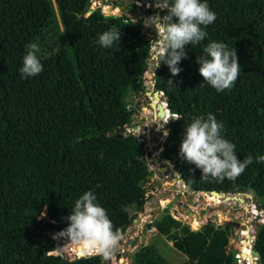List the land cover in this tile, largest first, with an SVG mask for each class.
<instances>
[{
  "label": "trees",
  "instance_id": "obj_1",
  "mask_svg": "<svg viewBox=\"0 0 264 264\" xmlns=\"http://www.w3.org/2000/svg\"><path fill=\"white\" fill-rule=\"evenodd\" d=\"M53 2L62 27L56 46L43 43L55 29L49 0H0V264H103L93 254L71 261L51 254L57 242L50 231L68 226L66 217L86 191L122 233L144 204L142 183L149 171L142 150L135 137L116 135L130 122L125 105L129 91L141 85L151 40L139 21L106 18L99 10L87 14L89 0ZM206 2L217 17L204 29L207 37L186 46L177 76L162 61L156 69L155 89L165 95L171 118L180 116L166 123L159 157L187 191L237 189L255 197L263 222L252 249L257 264H264V162L255 160L264 155V0ZM112 28L120 30L119 44L100 47L99 35ZM210 42L233 47L241 68L234 86L219 93L203 84L196 63ZM30 43L39 46L43 71L22 79L19 69ZM209 113L223 124L221 134L236 145L237 156L254 158L234 181H201L200 170L178 155L184 128ZM148 227L184 256L179 264H232L227 226L205 224L194 231L164 214ZM62 245L58 251L66 255L67 243ZM129 264L170 263L143 246Z\"/></svg>",
  "mask_w": 264,
  "mask_h": 264
},
{
  "label": "clouds",
  "instance_id": "obj_2",
  "mask_svg": "<svg viewBox=\"0 0 264 264\" xmlns=\"http://www.w3.org/2000/svg\"><path fill=\"white\" fill-rule=\"evenodd\" d=\"M151 6L159 11L145 18L147 23L144 27L153 28L156 33L150 44L157 53L153 57L155 68L162 61L171 76L175 77L181 71L179 63L187 59L186 46L198 45L207 37L208 33L204 29L217 19L216 14L210 10L206 0H153ZM120 38V30L112 28L100 34L97 43L107 49L113 47L114 43L119 44ZM27 49L19 69L22 79L37 76L43 71L37 57L39 46L30 43ZM196 63L203 84L218 93L231 89L241 73L234 48L229 49L223 42L208 43ZM169 83H172L171 80ZM173 119L179 120L180 116L177 114ZM222 129L223 124L210 113L206 118H193L184 128L178 155L200 170L201 181H234L253 163L252 155L243 160L237 156L236 145L224 138ZM167 135L165 131L164 136ZM255 160L264 162V155L255 157ZM66 220L68 226L57 236L82 251L100 256L104 261L112 258L123 239L122 231L113 229L106 210L99 205L92 191L84 192L75 201Z\"/></svg>",
  "mask_w": 264,
  "mask_h": 264
},
{
  "label": "rangeland",
  "instance_id": "obj_3",
  "mask_svg": "<svg viewBox=\"0 0 264 264\" xmlns=\"http://www.w3.org/2000/svg\"><path fill=\"white\" fill-rule=\"evenodd\" d=\"M49 1L53 12L55 29L53 28L51 31H48L43 43L45 42L46 44L49 41L56 46L60 41L58 34L62 31V27L53 0ZM89 1L87 14L90 11L99 10L104 16L112 14L109 12L113 10L115 11V16L120 17L121 20L139 21L144 36L151 40L150 44L155 38V30L144 27L147 23L145 18L159 11L151 6L153 0ZM156 54V50L150 45L149 59L143 72L141 85L129 91L128 100L125 105V108L130 111V122L124 127L126 131H129L128 135L135 138L140 134L141 129L137 126V121L142 111L146 110V115L150 116L146 96L150 91L151 93L153 91L151 90L152 83L146 79V74L154 73L156 61L153 57ZM155 98L158 100L157 94H155ZM157 104H161L165 112L167 111L163 97H160ZM166 113L169 112L167 111ZM172 120L173 118L171 120H162L163 126L159 125L158 135L147 134L148 142L141 149L142 159L148 171H150V174L142 183L144 204L140 211L131 214L130 221L122 233L123 239L119 242L117 249L110 259V264H129L131 256L143 246L151 247L170 264L183 262L185 260L184 256L175 251L171 243L167 242L164 237L157 235L154 228L148 227V225H151L164 214L178 220L191 230L190 225L197 226V230L205 224H211L215 228L227 226L229 228V237L226 244V253H229L231 249L235 251L234 254L238 257L235 260V264H257L255 256L251 257L249 255L247 256L249 259H247L242 255L246 253V250L242 247L243 243L246 244L248 250L253 251L252 244L255 231L263 222V212L254 209V204L257 202L255 197L250 193L241 192L208 195V193L187 191L172 168L169 166L165 169L163 168L166 164L159 157V149L164 140V132L166 131L165 125ZM154 134L156 133L154 132ZM152 157H157L159 161L153 163ZM167 204H169V207L163 210L162 207ZM42 217H44V214L43 216L40 215V219ZM63 242L64 239L61 238L51 254L65 259L66 255H61L60 251H58ZM130 242H132V245H130ZM123 252L125 256H122ZM71 253L74 254V252ZM103 264H105V261Z\"/></svg>",
  "mask_w": 264,
  "mask_h": 264
},
{
  "label": "water",
  "instance_id": "obj_4",
  "mask_svg": "<svg viewBox=\"0 0 264 264\" xmlns=\"http://www.w3.org/2000/svg\"><path fill=\"white\" fill-rule=\"evenodd\" d=\"M91 12H92V11H90L88 14H90ZM104 17H106V18H110V19H115V20H121L120 17H117V16L112 15V14H110V15H104ZM154 68H155V65H154ZM145 69H146V66L144 67L143 72L145 71ZM155 74H156V68L154 69V73H147V74H146V79H148V80L152 83V86H151L152 89H151V90L153 91V93H157V95H159L160 97H163V98H164V100H165V109L168 111L167 101H166V97H165V95H164L162 92L157 91V90L155 89V87H154V85H155L154 75H155ZM135 87H136V85L133 86V88H135ZM168 118H169V120H171V115H170V114L168 115ZM134 128H135V127H134ZM128 134H129V131H126V130H125V127L123 126V127H119V128L117 129V135H116V137L126 136V135H128ZM134 141L138 143V148H139V149H142V146H141V143H140L138 137L135 138ZM161 149H162V147H160L159 152H160ZM59 161H60V160H59ZM157 161H159V159H158L157 157H152V162H153V163H155V162H157ZM164 163L166 164V165L163 167L164 169L167 168V166H169L170 168H172V166L169 164L168 161H164ZM174 172H175L177 178L180 180V178H179V174H178L176 171H174ZM149 174H150V171L148 172V175H149ZM180 182H181V180H180ZM181 183H182V182H181ZM183 186H184V185H183ZM231 192L236 193V192H238V190H237V189H233ZM208 194L222 195L223 193H219V192L211 191V192H209ZM168 207H169V204L164 205L162 208H163V210H164V209H167ZM254 209H255L256 211H262V207H261V205H259L257 202H255V204H254ZM192 230L195 231V230H197V229H192ZM58 233H60V232H57V231H54V230H51V231H50V237H51L54 241H56V242H58V241L60 240V237L57 236ZM130 245H132V242H130ZM234 253H235V251H234L233 249H231V250L229 251V254H230V257H231V263H232V264H235ZM252 254L255 255V257L257 258V256H258L257 252L252 251ZM85 255H89V254L85 253L84 250L82 251L81 249H79V250L77 251L76 254H73V253H71V252L66 253V256H65V259H64V260L71 261V260H73L74 258L83 257V256H85ZM122 256H125V253H124V252L122 253ZM253 263H254V262H253ZM105 264H110V260L105 261ZM254 264H255V263H254Z\"/></svg>",
  "mask_w": 264,
  "mask_h": 264
},
{
  "label": "flooded vegetation",
  "instance_id": "obj_5",
  "mask_svg": "<svg viewBox=\"0 0 264 264\" xmlns=\"http://www.w3.org/2000/svg\"><path fill=\"white\" fill-rule=\"evenodd\" d=\"M155 94L157 93H151V91L147 94V104L149 109V115H146V110L142 111L141 116L139 117L137 121V126L141 129L140 134L137 136L139 141L142 140V147L147 144V134L150 133L152 135H158V127L163 126L162 120H168V115L162 116V111L164 110L161 104L159 103L160 96L158 95V100L155 98ZM151 95V97H149ZM165 112V110H164ZM167 116V117H166ZM159 120V121H158ZM158 121V122H157ZM154 132L156 134H154ZM242 247L244 250H246V253H243L242 255L245 256V258L249 259L247 256L251 255L253 256L252 252L246 248V244L243 243ZM240 256V254H239Z\"/></svg>",
  "mask_w": 264,
  "mask_h": 264
},
{
  "label": "bare ground",
  "instance_id": "obj_6",
  "mask_svg": "<svg viewBox=\"0 0 264 264\" xmlns=\"http://www.w3.org/2000/svg\"><path fill=\"white\" fill-rule=\"evenodd\" d=\"M116 15V14H115ZM163 113H162V116H165V113L167 112H164V110L162 111ZM167 115H169V113H166ZM167 117V116H166ZM140 143H141V146H142V143H143V141L142 140H140ZM241 201V200H240ZM250 209V208H249ZM248 210V209H247ZM195 223H197L196 221H195ZM66 243H67V247H68V251H70V252H74V254H76L77 253V251L79 250V248L76 250V251H74L72 248H71V246H70V243L69 242H67L66 240H64ZM60 247H64V245H61ZM85 251V253H87V254H89L86 250H84ZM253 256H255V255H253Z\"/></svg>",
  "mask_w": 264,
  "mask_h": 264
},
{
  "label": "built area",
  "instance_id": "obj_7",
  "mask_svg": "<svg viewBox=\"0 0 264 264\" xmlns=\"http://www.w3.org/2000/svg\"><path fill=\"white\" fill-rule=\"evenodd\" d=\"M172 116H174V115H172ZM165 137V136H164ZM234 257H235V260H237L238 259V257H237V255L236 254H234Z\"/></svg>",
  "mask_w": 264,
  "mask_h": 264
}]
</instances>
